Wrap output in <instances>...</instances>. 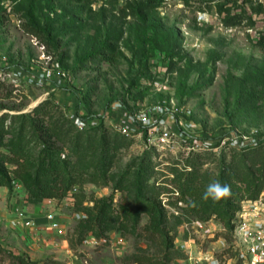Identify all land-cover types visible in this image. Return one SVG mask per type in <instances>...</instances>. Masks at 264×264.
I'll return each instance as SVG.
<instances>
[{
    "label": "rangeland",
    "instance_id": "rangeland-1",
    "mask_svg": "<svg viewBox=\"0 0 264 264\" xmlns=\"http://www.w3.org/2000/svg\"><path fill=\"white\" fill-rule=\"evenodd\" d=\"M145 1L0 0V151L10 155L9 143L22 127L33 152L41 150L30 117L53 129L51 143L63 158L80 160L85 170L81 187L39 204L29 202L23 182L11 173L12 189L0 188V264H144L146 258L157 264H242L234 233L239 211L231 230L219 215L207 217L201 208L192 209L187 202L192 198L183 200L180 188L195 173L194 185L205 196L208 186L221 178L223 160L246 171L243 152L187 158L147 151L140 140L109 128L80 131L72 119L81 100L92 113L114 101L166 104L209 134L230 129L264 133V51L258 45L264 12L249 2L233 5L228 0H157L158 7L141 10ZM242 12V23L227 25L230 16ZM32 20L52 35V45L25 32L23 26ZM100 54L108 60L95 58ZM40 62L68 74L64 88L70 95L8 75L14 68L26 73ZM14 117L21 119L10 129ZM106 146L107 175L93 182L90 174ZM262 157L264 149L253 163L260 166ZM142 167L148 169V186L155 189L152 196L167 212L163 225L147 213L135 221L126 212L137 210L133 181ZM234 183L243 201L253 200L245 183ZM258 199L264 200V187ZM105 200L118 226L127 229L103 231L95 223ZM50 214L61 231L47 229ZM176 217L182 220L179 225ZM195 222L209 225L197 230ZM167 235L172 251L180 250L183 257L166 259Z\"/></svg>",
    "mask_w": 264,
    "mask_h": 264
},
{
    "label": "trees",
    "instance_id": "trees-1",
    "mask_svg": "<svg viewBox=\"0 0 264 264\" xmlns=\"http://www.w3.org/2000/svg\"><path fill=\"white\" fill-rule=\"evenodd\" d=\"M145 2L147 6H141V10L156 8L159 5L157 0H146ZM228 2L233 3V5L237 4L234 0H228ZM255 7L259 9V12H264V8L260 6ZM244 13L246 12L230 16L229 20H227V25L232 26L242 23L245 20ZM23 28L26 33L41 39L42 42L48 46L54 43L52 35L47 33L45 28L33 20L24 25ZM258 45L264 51V34L260 38ZM95 58L99 59V61L108 60L107 56L104 54L97 55ZM86 105L87 103L85 100L79 101L77 111L79 112L81 109L88 110ZM17 119L21 118L14 117L9 127L10 129L14 127L15 120ZM28 120L32 126L35 127L36 130L34 133L37 135L40 144H42L43 147L39 152L34 153L30 147L32 139L25 137V128L22 127L9 143L10 155L0 151V188L4 187L9 190L12 189L13 180L11 178V173H13L23 182L28 193V200L32 204H39L45 200L65 198L76 186L81 187L83 185V172L85 171L82 168L83 163L80 160L78 162H73L69 158H63L60 150L56 148L50 140L55 136V131L46 128L44 123L41 124L40 122H36L33 118L28 117ZM101 129L102 128H99L88 132H98ZM45 137L48 138L46 139ZM2 142L3 134L2 129L0 128V146L3 145ZM75 143L76 151H79V138H77ZM263 149L264 147H258L246 150L242 153L243 166L246 167L245 172H241L236 164L227 165L225 160L222 161L221 178L219 179V182L230 186L231 195L229 197L219 201H214L211 197L205 199L204 195L198 193V188L194 185V177L196 175L195 173H192L188 175V179L180 188L182 199L184 200L186 196H190L192 200L187 202L192 209L197 207L201 208L202 212L204 211L203 215L207 213V217H210L212 214L219 215L223 219H226L227 227L233 230L234 224L232 225V221L234 220L235 213L241 208L240 203L244 200V195L240 194L238 191L240 188L236 186L234 181L237 180V182L241 181L242 183H245L249 198L253 200L259 198L264 187V157L260 160V166H256L253 161ZM109 155L110 148L106 146L103 150L102 158L99 160V164L95 166L94 171L90 174L91 181L96 182L97 179L106 177L108 172ZM9 166H14L15 169L9 170ZM147 171V168L142 167L135 172L133 185L136 192L135 197L138 206L135 212L127 210L126 212L129 216L126 215L129 218H135L136 221L140 218L142 213H147L152 222L158 220L160 221V224L163 225L167 222V212L161 207L160 202L156 200V196H152L154 195L155 189L149 187L147 184L148 181L145 178ZM260 171L262 172L261 177L256 174V172ZM103 204L100 212H98L94 218L95 223L99 225L103 231L127 229L128 226H118V218L110 212V207L106 200ZM181 222V218L176 217V225H179ZM89 229H93V226H89ZM156 230L161 231V228H156ZM166 237V259L170 260L172 257H183V253L180 250L172 251L174 248L173 240L168 238V235ZM146 260L147 261L144 264H157L152 263V260L150 259L146 258ZM137 263H141L140 258L137 260ZM22 264H25V262H22Z\"/></svg>",
    "mask_w": 264,
    "mask_h": 264
},
{
    "label": "built area",
    "instance_id": "built-area-1",
    "mask_svg": "<svg viewBox=\"0 0 264 264\" xmlns=\"http://www.w3.org/2000/svg\"><path fill=\"white\" fill-rule=\"evenodd\" d=\"M239 4L246 2L264 8V0H234ZM36 41V40H35ZM37 45V43H36ZM41 51L45 50L41 46ZM44 54V52H43ZM46 57V61H50ZM9 77L14 76L16 82L31 84L35 87L49 88L70 95L64 84L68 82V74L50 67L42 62L33 66L26 73L11 69ZM72 119L80 131L88 132L99 128H109L121 137L140 140L147 151L180 153L191 157L203 152L222 153L223 151H239L264 146V133L258 129L249 132L237 129L223 130L218 134H209L195 128L193 123L177 114L166 104L147 105L138 103L128 106L122 101L107 104L97 113L77 109ZM23 216V215H22ZM49 231H61L60 223L54 215L47 216ZM30 225L29 222H26ZM234 233L237 238L242 264H264V200H246L234 220ZM209 222H195L193 229L206 228Z\"/></svg>",
    "mask_w": 264,
    "mask_h": 264
},
{
    "label": "clouds",
    "instance_id": "clouds-1",
    "mask_svg": "<svg viewBox=\"0 0 264 264\" xmlns=\"http://www.w3.org/2000/svg\"><path fill=\"white\" fill-rule=\"evenodd\" d=\"M231 195V188L219 181L210 184L205 192V199L211 197L214 201L225 199Z\"/></svg>",
    "mask_w": 264,
    "mask_h": 264
}]
</instances>
